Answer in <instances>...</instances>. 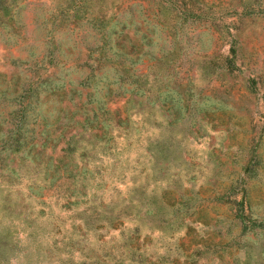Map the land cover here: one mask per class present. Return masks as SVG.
Listing matches in <instances>:
<instances>
[{
  "label": "rangeland",
  "instance_id": "374dc122",
  "mask_svg": "<svg viewBox=\"0 0 264 264\" xmlns=\"http://www.w3.org/2000/svg\"><path fill=\"white\" fill-rule=\"evenodd\" d=\"M0 264H264V0H0Z\"/></svg>",
  "mask_w": 264,
  "mask_h": 264
}]
</instances>
